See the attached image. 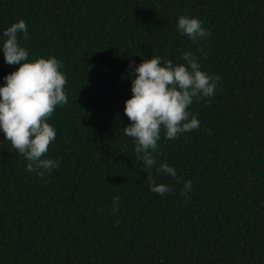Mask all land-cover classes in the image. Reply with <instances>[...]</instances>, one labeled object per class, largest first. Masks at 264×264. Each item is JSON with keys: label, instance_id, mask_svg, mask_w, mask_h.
<instances>
[{"label": "trees", "instance_id": "1", "mask_svg": "<svg viewBox=\"0 0 264 264\" xmlns=\"http://www.w3.org/2000/svg\"><path fill=\"white\" fill-rule=\"evenodd\" d=\"M182 14L210 35L193 43ZM19 19L29 59L62 61L68 102L48 117L59 166L43 177L0 132V264H264V0H0V32ZM184 50L221 80L190 105L198 128L161 130L177 180L143 167L124 101L142 57ZM17 67L0 52V85Z\"/></svg>", "mask_w": 264, "mask_h": 264}, {"label": "clouds", "instance_id": "2", "mask_svg": "<svg viewBox=\"0 0 264 264\" xmlns=\"http://www.w3.org/2000/svg\"><path fill=\"white\" fill-rule=\"evenodd\" d=\"M176 28L193 43L198 44L210 35V30L196 16L180 15ZM26 41L28 27L24 19L12 22L0 32V52L4 61L18 67L3 76L0 85V132L26 161V170L43 177L59 166V158L44 156L50 142L56 138L55 126L48 122L56 106L68 102L64 90L67 75L61 70L62 61L55 55L29 59ZM183 62H174L160 55L150 59L142 57L131 67L132 95L124 101V113L130 123L123 128L125 135L134 140V151L145 169L155 166L158 173L177 180V169L167 161H159L161 130L165 139L200 126L198 113L190 105L195 99L212 97L220 75L203 70L193 51L181 53ZM134 62H130V65ZM155 153V154H154ZM193 181L184 180L182 194L192 190ZM150 190L164 195L173 191L167 183L150 184ZM119 196L112 200V210L117 208Z\"/></svg>", "mask_w": 264, "mask_h": 264}]
</instances>
